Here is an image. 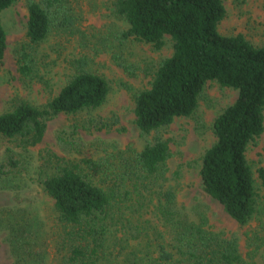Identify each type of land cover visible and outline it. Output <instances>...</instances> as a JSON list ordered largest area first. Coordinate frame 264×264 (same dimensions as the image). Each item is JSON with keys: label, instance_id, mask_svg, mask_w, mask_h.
Returning <instances> with one entry per match:
<instances>
[{"label": "trees", "instance_id": "obj_1", "mask_svg": "<svg viewBox=\"0 0 264 264\" xmlns=\"http://www.w3.org/2000/svg\"><path fill=\"white\" fill-rule=\"evenodd\" d=\"M14 1L0 0V63L6 49L1 13ZM64 6L65 0H27V43L17 60L21 77L33 76L35 48L57 26ZM111 12L126 24L119 32L123 39L159 49L169 36L172 52L157 65L148 87L132 96L141 148L86 141L74 121L56 132L62 155L48 151L39 163L35 180L66 229L68 248L60 264H255L251 259L260 248L257 239L249 241L254 249L243 256L236 237L213 230L198 206L192 215L177 200L167 183L171 152L160 130L195 113L208 81L236 90L235 100L213 121L215 141L205 149L198 171L201 187L239 225L264 217V166L256 171L257 183L246 156L250 142L264 131V43L219 32L226 15L223 0H113ZM74 23L71 15L63 16L60 26ZM69 63L75 72L45 104L20 99L0 113V137L33 146L42 140L49 119L103 104L106 80L84 69V57ZM21 168L7 148L0 178ZM147 212L158 224L145 225L141 219ZM130 240L136 244L128 249ZM111 242L120 259L108 252Z\"/></svg>", "mask_w": 264, "mask_h": 264}, {"label": "rangeland", "instance_id": "obj_2", "mask_svg": "<svg viewBox=\"0 0 264 264\" xmlns=\"http://www.w3.org/2000/svg\"><path fill=\"white\" fill-rule=\"evenodd\" d=\"M112 2L65 0V6L57 14V26L35 48L36 69L31 78H23L17 71L20 48L27 43V0H15L1 13L6 49L0 63V113L11 109L20 99L37 106L45 104L75 72L69 62L80 57L86 61L84 69L106 80L108 93L103 104L96 108L49 119L43 138L36 145L24 147L18 139L0 137V161L10 148L22 163L19 172L0 178V264H60L67 251L66 229L53 214L52 199L35 180L39 163L48 151L62 155L55 139L58 130L75 121L86 141L99 140L118 148L143 146L134 123L132 96L148 87L157 65L171 55L172 42L165 36L162 47L155 49L132 38L123 39L119 32L126 24L113 16ZM223 4L226 15L218 26L221 34H241L255 45L264 43V0H223ZM62 15L67 18L71 15L75 23L62 28ZM117 60L127 69L118 65ZM236 96V90L208 81L195 113L177 117L160 130L171 152L167 183L191 214L193 206H198L213 230L236 237L243 256L254 249L249 241L257 239L260 248L251 260L264 264V228L259 223L264 222V217L239 225L219 202L203 191L198 173L205 149L215 141L213 121ZM246 156L258 183L256 171L264 166V131L250 142ZM262 193L263 189H259V194ZM144 218L141 220L147 226L158 224L149 212ZM119 236L120 233L116 235ZM135 244L130 240L128 249ZM107 250L121 258L112 242Z\"/></svg>", "mask_w": 264, "mask_h": 264}]
</instances>
